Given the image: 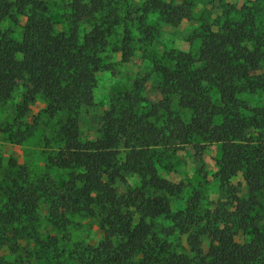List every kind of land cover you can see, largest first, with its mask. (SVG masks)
I'll use <instances>...</instances> for the list:
<instances>
[{
  "label": "trees",
  "instance_id": "obj_1",
  "mask_svg": "<svg viewBox=\"0 0 264 264\" xmlns=\"http://www.w3.org/2000/svg\"><path fill=\"white\" fill-rule=\"evenodd\" d=\"M144 6L177 21L191 18L187 0L179 5L146 0ZM67 7L57 29L46 0H0V20H24L21 38L0 22V101L21 88L25 111L42 96L46 115L64 116L60 145L47 162L68 171L62 181L49 174L31 179L15 159L10 160L15 174L0 162V246L10 230L18 232L16 225L35 221L45 203L54 226H65L78 214L101 217L102 240L75 249L82 264H264V108L249 101L264 94L259 5L227 9L217 29L206 26L196 58L180 60L173 51L153 58L161 101L146 110L137 83L113 99L98 136L87 140L80 137V115L95 103L98 74L107 68L102 53L113 39L118 14L113 0H69ZM84 22L92 25L87 32ZM141 24L143 40L152 42V28ZM131 42L129 35L121 40L125 61L134 52ZM174 96L190 111L188 120L171 109ZM31 134L20 129L13 137L21 144ZM213 143L228 148L217 162L222 189L230 191L232 179L241 175L247 195L230 192L201 215L202 197L195 191L183 209L173 212L169 197L182 188L159 175L161 150L192 145L200 154ZM123 172L140 176L142 185L120 194L113 181ZM150 188L162 194H148ZM157 217L170 221L166 235H187L188 252L161 242L154 231ZM200 226L209 239L207 249L196 232ZM53 249L52 258L63 264L64 251Z\"/></svg>",
  "mask_w": 264,
  "mask_h": 264
},
{
  "label": "rangeland",
  "instance_id": "obj_2",
  "mask_svg": "<svg viewBox=\"0 0 264 264\" xmlns=\"http://www.w3.org/2000/svg\"><path fill=\"white\" fill-rule=\"evenodd\" d=\"M54 14L57 29H61L62 14L68 10L69 0H46ZM176 5L185 0H165ZM191 3V18L183 21L173 19L169 14L151 13L144 9L146 0H113L117 10L118 22L113 26V39L102 53L105 68L99 72L95 88V103L84 109L80 115V137L82 140L94 139L98 136L105 112L110 109L113 99L126 91H133L138 83L140 94L146 102L141 105L146 110L151 104L161 101L159 90L160 78L154 70L152 60L156 57H167L172 52L180 60L196 58L204 28L210 26L217 29L222 24L225 11L240 9L244 5H259V21L264 26V0H187ZM225 4V5H224ZM21 19L14 24L9 19H1L2 26H10L14 36L21 38ZM141 22L151 27L154 33L152 42L143 40ZM91 22H84L82 29L87 32ZM262 26V27H263ZM125 35L132 38L134 52L129 60L122 57L121 40ZM22 90L18 88L11 99L0 101V162L6 172L16 173L10 160L15 159L19 166L28 170L31 179L51 175L58 181L68 176V171L55 169L48 165L47 155L60 145L58 130L64 121L63 115L49 117L44 113L46 101L42 96L23 109ZM253 106L264 108V94L259 93L249 98ZM171 109L185 120L191 116L190 111L179 104L174 96ZM165 112H161V121ZM20 129L32 133L25 142L19 144L13 137ZM174 145V144H173ZM228 148L221 143H213L198 154L192 145H176L161 150L162 164L158 166L159 175L172 183L181 186L182 191L170 196L173 212L183 209L189 197L200 191L202 201L199 211L206 215L215 208L219 201L228 199L230 192L241 196L247 195V187L241 175L232 179L230 191L222 189L218 177V160ZM18 166V167H19ZM114 186L120 194L136 189L142 185V178L137 174L123 172L120 178L114 179ZM148 194H162L154 188ZM1 199V196H0ZM155 235L172 244L176 252H188L186 237L175 233L166 235L164 230L169 226L168 219L157 217L154 220ZM203 221L200 223V225ZM18 232H8L5 242L0 246V264H56L54 247L64 251L63 264H82L74 254L79 245H97L103 238L101 217L78 214L70 217L65 226H54L48 219V208L40 203L37 219L16 225ZM15 226V227H16ZM200 226L196 232L200 235L203 247L207 249L209 239L202 233ZM242 241V234L237 238ZM75 260L69 258L72 256ZM54 256V258H52ZM62 264V263H61Z\"/></svg>",
  "mask_w": 264,
  "mask_h": 264
}]
</instances>
